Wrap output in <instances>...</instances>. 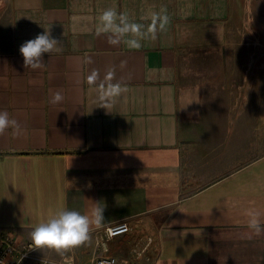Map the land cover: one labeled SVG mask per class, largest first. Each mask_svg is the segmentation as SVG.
I'll use <instances>...</instances> for the list:
<instances>
[{"label": "crops", "instance_id": "0c3cea01", "mask_svg": "<svg viewBox=\"0 0 264 264\" xmlns=\"http://www.w3.org/2000/svg\"><path fill=\"white\" fill-rule=\"evenodd\" d=\"M0 2V112L19 125L0 132V235L61 264H264V30L241 0ZM45 31L56 48L25 66ZM96 208L82 244L32 243Z\"/></svg>", "mask_w": 264, "mask_h": 264}, {"label": "clouds", "instance_id": "9594fccd", "mask_svg": "<svg viewBox=\"0 0 264 264\" xmlns=\"http://www.w3.org/2000/svg\"><path fill=\"white\" fill-rule=\"evenodd\" d=\"M115 15L112 10H107L102 14L100 19L103 30L107 31L112 28ZM120 31H127V27ZM57 44L56 38L52 37L48 31L24 41L19 48L24 65L32 69L41 67L43 55L50 54ZM54 99H60L59 93L55 95ZM8 128L19 131L17 121L9 119L8 113L0 112V132ZM103 211L104 208H96L93 212L94 219L90 220L89 216L82 215L78 211L61 209L46 222L40 223L34 228L31 234L32 243L38 248L65 249L78 246L88 239L90 224L94 222L99 225L104 219ZM248 226L256 233L261 231L260 222L256 218L251 219Z\"/></svg>", "mask_w": 264, "mask_h": 264}, {"label": "built area", "instance_id": "2783aa9c", "mask_svg": "<svg viewBox=\"0 0 264 264\" xmlns=\"http://www.w3.org/2000/svg\"><path fill=\"white\" fill-rule=\"evenodd\" d=\"M129 227L126 223H117L105 228V237L112 238L116 235L126 233ZM105 240V239H104ZM105 247V241H102ZM150 243L148 238L141 250ZM34 247L31 244L19 245L11 234L0 235V264H61L55 261L38 258L33 254ZM68 264H70L68 262ZM93 264H129L126 259H119L113 255L99 256Z\"/></svg>", "mask_w": 264, "mask_h": 264}, {"label": "rangeland", "instance_id": "374dc122", "mask_svg": "<svg viewBox=\"0 0 264 264\" xmlns=\"http://www.w3.org/2000/svg\"><path fill=\"white\" fill-rule=\"evenodd\" d=\"M1 5H2V2H0V17L3 14L2 13L3 5L2 6ZM241 8L243 9V13L245 15L244 16L245 18H247V15H249V13H250L251 18H252L251 24H252L253 30H255V29L264 30V0H241ZM248 25H249V22H248ZM248 25H247V27H248ZM244 26L245 25L241 21L237 27L242 32L244 29ZM1 29H2V24L0 22V30ZM255 36L258 37L257 33L255 34ZM262 40L264 43V34H263ZM243 41L249 42L251 40H249V38L244 36ZM33 254H34V251H33Z\"/></svg>", "mask_w": 264, "mask_h": 264}]
</instances>
